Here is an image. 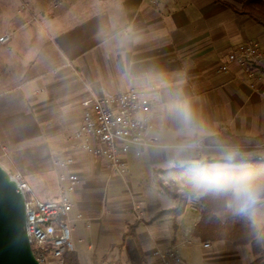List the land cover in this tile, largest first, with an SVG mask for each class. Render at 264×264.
I'll list each match as a JSON object with an SVG mask.
<instances>
[{
	"label": "crops",
	"instance_id": "0c3cea01",
	"mask_svg": "<svg viewBox=\"0 0 264 264\" xmlns=\"http://www.w3.org/2000/svg\"><path fill=\"white\" fill-rule=\"evenodd\" d=\"M0 34V157L42 200L54 197L59 174L77 177L71 216L92 221L73 229L79 264H159L151 256L157 247L174 249L184 264L255 261L250 245L193 236L199 198L178 217L155 216L175 206L159 186L165 173L226 163L208 146L188 160L175 157L182 125L167 112L170 102L186 101L198 123L239 148L236 159L264 160V68L252 79L234 65L219 71L241 44L264 49L262 27L218 0H0ZM129 90L149 101L153 144L132 148L117 177L73 135L84 101ZM240 214L264 227V203L244 213L226 206L217 216Z\"/></svg>",
	"mask_w": 264,
	"mask_h": 264
},
{
	"label": "built area",
	"instance_id": "2783aa9c",
	"mask_svg": "<svg viewBox=\"0 0 264 264\" xmlns=\"http://www.w3.org/2000/svg\"><path fill=\"white\" fill-rule=\"evenodd\" d=\"M5 41V38L0 39V42ZM230 65L238 67L248 78H255L258 69L264 68V49L255 42L241 44L226 56L219 71L226 73ZM81 109V124L73 138L85 154L103 160L109 174L122 177L126 172V154L134 147L152 146L153 139L148 135L152 129L151 106L144 94L129 90L108 97H91L81 104ZM70 164L71 161L54 162L60 167ZM5 173L24 201L25 234L32 257L37 264H62L63 256L74 251L75 225L89 229L92 222L80 214L71 216L73 205L69 195L78 185L77 177L59 174L54 197L41 200L20 175ZM136 220L140 222L137 215ZM208 247V244L203 245L205 249ZM151 256L159 264H184L172 248L157 247Z\"/></svg>",
	"mask_w": 264,
	"mask_h": 264
},
{
	"label": "trees",
	"instance_id": "16d2710c",
	"mask_svg": "<svg viewBox=\"0 0 264 264\" xmlns=\"http://www.w3.org/2000/svg\"><path fill=\"white\" fill-rule=\"evenodd\" d=\"M218 1L234 13L249 18L264 29V0ZM231 165L245 168L226 170L224 173L226 176L244 172L254 179H264V160L236 159L231 162ZM205 170L203 166L184 165L165 173L173 184L178 181L182 188L181 191H171L159 181L162 192L175 202V206L170 211L157 214L155 219L166 215L178 217L183 213L189 199L199 198L200 220L193 230V236L203 242L223 241L236 247L250 245L251 253L256 258L251 264H264V227L258 229L244 214L221 222L217 215L225 210L226 203L214 187L201 184L200 177ZM62 264H79L76 254L66 253Z\"/></svg>",
	"mask_w": 264,
	"mask_h": 264
},
{
	"label": "clouds",
	"instance_id": "9594fccd",
	"mask_svg": "<svg viewBox=\"0 0 264 264\" xmlns=\"http://www.w3.org/2000/svg\"><path fill=\"white\" fill-rule=\"evenodd\" d=\"M166 110L182 125L175 143L171 145L178 160H188L208 146L214 147L226 162L212 165L210 169L205 170L200 177L201 184L214 187L224 198L226 206L234 207L240 213L264 203V179H254L244 172L230 176L224 174L231 162L241 155L238 147L216 138L210 128L198 123L186 101L174 100L166 106Z\"/></svg>",
	"mask_w": 264,
	"mask_h": 264
},
{
	"label": "water",
	"instance_id": "95a60500",
	"mask_svg": "<svg viewBox=\"0 0 264 264\" xmlns=\"http://www.w3.org/2000/svg\"><path fill=\"white\" fill-rule=\"evenodd\" d=\"M0 264H37L25 234L23 198L1 167Z\"/></svg>",
	"mask_w": 264,
	"mask_h": 264
},
{
	"label": "rangeland",
	"instance_id": "374dc122",
	"mask_svg": "<svg viewBox=\"0 0 264 264\" xmlns=\"http://www.w3.org/2000/svg\"><path fill=\"white\" fill-rule=\"evenodd\" d=\"M230 2V1H229ZM232 3V2H231ZM0 36H1V34H0ZM2 38H4V37H2ZM1 39V38H0ZM5 48V46H0V55H2L1 54V52L3 53V49ZM4 54V53H3ZM20 69V68H19ZM1 158H3V156L2 157H0V165H1V167L4 169V171L5 172H7V173H9V174H18V175H20L25 181H26V179L21 175V174H19L17 171H14L13 169H10L9 168V166H8V164L7 163H5L6 161H5V157L3 158V159H1ZM161 181L162 182H166L167 184H164V186H166L167 188H169L171 191H178V188H177V186H175L174 184H172V182L168 179V178H165V177H163L162 179H161ZM56 184V183H55ZM31 188V187H30ZM32 189V188H31ZM32 191L35 193V195H37L39 198H40V196L38 195V193H36L33 189H32ZM55 192H56V189H55ZM53 198V197H52ZM41 199V198H40ZM168 201H170V199H168V198H166ZM42 200V199H41Z\"/></svg>",
	"mask_w": 264,
	"mask_h": 264
}]
</instances>
